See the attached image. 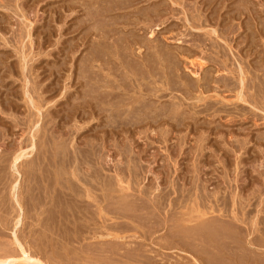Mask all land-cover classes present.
Instances as JSON below:
<instances>
[{
  "label": "rangeland",
  "instance_id": "rangeland-1",
  "mask_svg": "<svg viewBox=\"0 0 264 264\" xmlns=\"http://www.w3.org/2000/svg\"><path fill=\"white\" fill-rule=\"evenodd\" d=\"M107 1L104 2V0L103 1H101V0H0V153L2 155L3 151H5V152L6 151H8V152L14 151L15 154H14V152H12V153L14 155H17L19 152H20V154H25L24 152L27 151L26 155L22 156L17 162H13L14 159L13 160L9 159L8 160L9 163L4 164L5 162H7V160H6L2 163V166H0L1 167L0 168V258H2V257L5 258L9 255L7 253H10L12 258H14L13 260L10 261V262H12L11 264L25 261L22 258L23 254H22L21 244L24 248H26V249L28 248L27 249L28 251L31 250L29 253L31 254V252H32V254L34 256L37 252H40V254L37 253L36 256L39 255L40 257L39 256H37V257L41 260H42V258L46 257L47 260H45L46 258L43 259V261L44 262L46 261V263L52 262L51 264H53V263L54 264H87V263L93 264V262H94L96 264L97 263L98 264H104V262H105L107 264V260H105V258H103V257L102 258L104 260L102 258H99L100 259V260H98L100 262L99 263V262H97V260H93L94 258H92V259L89 258L90 260L87 259L88 261L86 259H83L82 255L81 256L77 255V254H80V252L76 253V256L73 254H71L73 256L69 255L70 253L67 251L68 248H69V251L73 248H75V249L77 248L76 250L75 249L73 250L75 252L77 250L80 251V249H83V248L85 251L86 250L85 248H87L90 244H92V249L100 247L101 244H98V241H99L98 239H91V240H88V242H87V240L83 241V242H77V241H70L69 242L68 241V243H67L66 240L61 239V237L58 235L57 227L55 228V226L57 224H55L54 222H51L52 220L50 221V219H49L48 220L49 222L47 220H45L46 223L49 224V226H47V227H46V225H42V223L41 224L39 223V222H42L41 220L39 221V218L41 217L40 216L41 212H42L41 208H43V206H41V205H40V207L35 206L36 207L35 208L33 206V204H30L31 205V206H29L30 210L36 209L35 211H33L35 213V215H33L34 213L32 211L30 212V216H33L34 218H31V219H30V217L25 218L27 216L26 215L27 210H23V209L28 203L25 204L24 207L20 206V196H23L24 193L26 192V191H24V193L23 192L21 193V191L24 190V188L22 186H23L25 177L23 176V171L21 170L22 167L20 165L22 163L21 161H23V163H24V160L28 161L29 159L30 160L33 159L32 156L35 157V154H36L34 151L35 149L31 150L32 149L31 144L32 143L33 144L39 143L38 140L42 137V134H44V133L46 134V132L48 133V134H46L47 137L50 134H52V132H53L54 136H56V134H58L59 137H62L61 139H65V140L67 139L68 141L66 140V142H67V144L70 145L71 150H73L75 147H82L83 146V148H84V146L87 145V146H85V148H86V147H88V144H87L88 142L89 143L93 142L95 144L96 149L99 152H101L103 158H107L104 161L111 160V161H109V164H112L113 167L116 166L117 164L124 167L125 164H127V161H129V159L126 160L125 155L122 154V150H124V148L129 146V148H127V149H130V151H132V152L129 151L130 156L134 157V159H137L138 161H141L143 166L144 165H145V167L147 166L146 169L152 165H154V167L152 166L153 171H154V168L156 169L154 171L155 174H152L151 172L147 174V172L144 170L143 173H141V178H140V179H142V181L139 180V182L140 181L141 182L144 181V182L143 183H141V182L137 183V185L135 183H133L134 188H136V186L138 188V186H140V185H141V188H143L144 186L150 185L151 181L156 180V179H153L154 175L159 173L158 176L160 175V177H162V178H159L156 181H160L164 187L166 186L164 188L165 191H169V190H166V188L169 186L168 183H170V185L174 189V186H176V185L180 186L178 183L181 182L180 184H181V187L183 189L186 188V187L184 188L183 183L185 186L187 185V191L185 192L186 194L189 190H190V192H192L193 190H197L196 189L197 187H198V189H200L199 186H201V185H202L201 186L202 189L208 188V190H204V191H206L205 193H211L210 191H215L214 193H216V191H218V189L221 191V192H219L220 196L223 194L222 191H225L224 193H227V194H224L226 196L230 195V194L232 196V194L236 193L235 194V197L237 196L236 199L233 197L234 195L232 196L233 198L230 196V198H231L230 201L233 200L231 202V207L233 204V209H235L236 212L243 209L244 206H247V204L245 205L243 203L249 202V204L246 208L250 212V213L248 212L249 218L246 215V217L248 218V221L246 219L245 223H243V222H242V224L240 223V225L242 227H244L245 230L249 229L248 225H250V224H247V223L251 222V221L249 222V219H251L250 217H253L255 215V213L257 214L259 212L258 208H262V206L264 205V203H263L264 198H262V195L264 197V187H263L264 186V175L262 173V170H264V166H263L264 165V161H263L264 160V139H263L264 138V109H263L261 104H259V103L253 104L254 102L250 101V100H252V98L250 97V92L254 91V90L253 89L250 90L247 88L248 87L247 86L248 81L249 80L253 81V79H252L253 77L250 74V72L248 71L249 67L254 68V69L258 68L256 71V73H258V74L264 73V0H134V1H132V4L129 7H126L124 9L122 8L119 10H115L112 13H107L105 15V18H102V17L96 18L98 21L97 22L98 24H100L104 21H107V19L111 20V17L114 19H116V18L118 19L119 17L124 18V20L122 18H120L121 19L120 21L122 22V24H124L126 21H129V22H126L128 25L130 24L129 26L126 25V23H125V25L127 27H125V25H123L124 26L123 27L121 22L119 21V19L116 21L117 23L113 20V23L115 22L116 25H114L115 24L114 23V24H110L107 26L112 27V29L109 30L112 34L116 33L114 35V37H118V38L121 37V39H119L120 43H121L122 39H123V41H125V38L127 39V37L130 40L127 39L128 41L126 40V42H124V44H126V45H128L129 42H132L134 40L132 43H130L128 45L129 46L128 58L125 57L126 58L125 61H129V63H131V64L134 63L133 66L135 65V68L132 66L134 68V70H136V68L138 67V66L136 67V65L140 66L141 64H143V66L141 65L140 69L138 68V71H139V70H141V68H144V66L150 67V65H152V63L155 60L159 61L160 57L156 53V49L158 50L159 48H160V51L162 48H163L162 51H165V50L170 51V53L168 52L169 55L170 54L172 55L170 60H172V58H173V61H176V59H177V64L178 63L180 64V65L178 64L180 67L179 66L177 67V69L179 68L178 71L175 70L173 75L170 74L172 77L169 75V73H171V70H169L167 68L168 65H166V66L164 65V64H166V62H164L163 59L162 60L160 59L161 60L160 62L155 63L158 66L154 65V63L151 66V68L156 69L157 71L159 70L158 71L159 73H157V71H156V73L158 74L156 77H162L161 80H158V78H157V80H158V81L156 80L157 86L159 84H160V86L164 85V88L166 86V88L162 92L164 94L162 97H160V98L156 97V96L154 97V95L152 96L150 92H147V90H145V91L148 94L144 90H142L140 92V91H138L139 89L137 88V86L135 84L133 86V89L131 91H129L130 94L135 93L134 95L142 96V98H144L143 94L146 93V95L148 97L147 99L150 100V102L148 101L150 104L156 103L157 105H159L161 107L158 109L159 111H157L156 114H155L154 110L152 113H154V115H157V113L160 112L164 115V117L162 114H161L162 116H160V113H159V116L155 117V118H157L156 122H155V120H152L154 117H147L146 114L144 113L145 118L147 117L148 119L147 118L143 119L144 117L142 116V118H141L142 122L140 121L139 123L137 122V123H134V124L128 125V126L127 125L125 126L124 124H121V126L118 125V126H116V128H114L113 131H111L112 134L109 133L111 129H109V127H105V124H106L104 122L105 117L104 116L102 118L100 117L97 120V117L99 116V115L97 116L98 113L94 112L93 108L88 106L89 104L84 103L85 100H83V99H87L88 97L83 98V96L85 95V91L87 92V90H88L87 85L90 88V85H89L90 82L87 83L86 79H83V78L81 79V75H80V81L82 83L78 80L79 74H81L80 73V71H81L80 69L82 68L81 66L84 64L83 60H85V56L88 58L91 55V54H88L91 51L90 48L92 49V52L96 48H98V43H99L98 41L99 40H97V39H99L100 35L99 34L96 35V33H97L96 30L90 29V28H93L92 25H95V23H96V21L92 18L96 15V8L100 9V6L106 5L104 3H110L111 2V0H109L108 2ZM114 1H116V0H114ZM173 1H174V3H173ZM71 2H73V3H71ZM91 2H92V4L94 2L96 3V4L94 3L95 5L93 4L94 6L92 7V10H90L91 12L88 10H85V9L83 10V8H85V7H83L84 6L83 4L87 3L86 5H91ZM177 2L180 4L178 5ZM192 4H193V6H192ZM96 6H98V7H96ZM73 7H75V8H73ZM189 10H190V12H193L195 15H197L199 18L202 17V18H200L201 19L200 22L202 23V25L200 23L201 26L196 27V26H198L197 24H195V26L193 25L194 23H193V21L190 20L189 15H186V14L190 13ZM152 11H154V12H152ZM198 11H200L201 13H199ZM173 13L174 14L176 13V15H174ZM125 16H127V17H125ZM128 17L131 21L128 19ZM143 18H145V20ZM136 19L139 20L138 23H137ZM99 20H100V22H99ZM133 21H135V22H133ZM150 23H151V26H150ZM81 24H82V26H81ZM147 25H148V27H147ZM110 27H108L107 30ZM201 27H202V29H199ZM119 28H120V30H118ZM113 29H114V31H113L114 33L112 32ZM152 29L155 30V32L153 34L151 33L153 31ZM142 30H144V31H142ZM215 30H217V31H215ZM222 30H223L225 36H222V35L219 36V32H222ZM89 31H91L90 32L91 34L88 33ZM188 31H191V32H188ZM182 33H184V34L187 33V34L184 35ZM88 34H90L91 36L89 35L87 37ZM92 34H93V36H92ZM190 34H192V36ZM196 34H198L199 36ZM186 35H188V36H186ZM194 35H195L194 38L196 40L198 37L200 38V36L202 37L201 38L202 40L203 39L207 40L209 38L206 42L209 43V41H210V43H209L210 45L212 43V39L210 37H212L214 39L216 38L219 42H221V44L226 49L229 57L231 58V59L229 58L230 59V61H229V64H230L229 68L230 69H228L226 71H220V72L216 71L215 64L212 61L211 62L208 61L207 64L205 65L204 70L200 71V73H199L200 75L199 74H198V76L194 75L191 72V69H194V67L191 66L190 64H188L190 70H189V68L186 67L187 66L186 64L188 63V61H187L188 58L186 59V56L189 55L188 50L191 51V54L193 56L192 57L190 54V56L192 57V58L190 57L191 59L197 58L196 54L197 55L200 54V51H199L200 48L197 47V45H194L195 40H194V38L192 39V37ZM203 36L204 37L206 36L208 38H206V37L204 38ZM178 37H180L181 39L176 40V38H178ZM185 38H187L188 42L186 41ZM94 39H96L98 43H94V42H96V40L94 41ZM182 39H183V41L185 39V42H183ZM135 40L137 42H135ZM108 41H110L111 43H109ZM190 41H193V43ZM197 41H195V42H197ZM106 42H107V46H109L110 48H111V45H112V47H114V45H113L114 40L113 39H110V40L108 39ZM146 42L148 43V45L153 43L150 45L151 48H149L147 46V44H145ZM92 44H94V45L92 46ZM209 44L206 47V51L211 50L210 49L211 46ZM156 46L158 48H156ZM152 48H155V49L153 50ZM174 48L176 49V51ZM185 48H186V50H185L186 52L184 51ZM191 48H192V50H191ZM111 49H113V48H111ZM117 49H118V47H117ZM178 49H181V50H178ZM108 51H110V50H108ZM179 51H181L182 53ZM209 51H207V52H209ZM192 52L195 54V56L193 55ZM211 52H212V50H211ZM213 53H215V52H213ZM136 54H138V55H136ZM148 54L153 55V56L156 55L155 57L158 56L157 57L158 59H156L153 56H150ZM206 54H208L209 56L214 55V57H215V54H211V53H206ZM146 55L148 56L147 58L145 57ZM209 56L204 57V59L206 58V60H210ZM210 57H211V59L214 58L212 56H210ZM153 58H154V60H153ZM131 60H133V61H131ZM151 60H153L152 63H151ZM81 61H82V63H81ZM134 61L136 62V64ZM102 62H104V61H102ZM120 62H121V60L117 61L116 63L114 61V65L116 64V66L119 67ZM146 62H149V64L147 65ZM161 62L163 64H160ZM96 63L99 64L101 62H99V60H98ZM247 65H249V66H247ZM86 66H88V65L86 64L85 67ZM79 67H81V68H79ZM147 67H145V68L147 69ZM163 67H166V68H164V70H161V68H163ZM191 67H193V68H191ZM86 68H88V67H86ZM95 68L96 69H94V70L99 72L98 67H95ZM210 68H211V70H210ZM146 69H145V73H143L144 69H142L143 72L141 71L142 73H140V74L147 75ZM86 70H88V69H86ZM149 70H150V68H149ZM165 70L169 71V73L168 72L167 73L171 77L168 81L169 83L167 82L168 79L166 78V77L169 78V76L165 75L166 74ZM163 71H165V73H163ZM205 71H206V74L203 75L205 73ZM234 71H235V74L237 76L234 74ZM103 72L105 73L106 71H103ZM160 72L163 73L165 76L163 74H160ZM114 73L116 74L117 72H114ZM87 74H88V72H87ZM207 74L213 75L212 76L213 79L211 76H210V78L208 77L209 78L207 80L208 82H209V80H212V81H210V83H206V81H205L207 79V76H208ZM92 75H91V78H92ZM160 75H162V76H160ZM184 75H185V77H184ZM94 76H96V74H94ZM94 76H93V78H94ZM183 77L185 79L189 78L187 80L189 81L190 84L188 83L187 80H184ZM117 78H120V77L117 76ZM202 78H204V79H202ZM218 78L222 79L221 80L222 82L219 80L221 82L222 87H220L221 85H220L219 81H217V82H219L218 83L219 85L214 82V80L215 79L218 80ZM87 79L89 80V78H87ZM139 79H142V80H140L141 83L142 82H143V84L145 83L143 81L144 78L139 77ZM171 79H173V80L175 79L176 81H173ZM181 79H182V81H181ZM244 79H245V81H242ZM82 80H84V81H82ZM146 80H148V79H145V81ZM92 81H94V80L91 79V82ZM184 81H187L186 83L188 85L183 83ZM225 81L229 85L226 83H223ZM162 83H166V84H162ZM169 84H171V86ZM208 84H210V85L208 86ZM224 84H226L228 87L224 86ZM216 85H218L217 89H216ZM204 86H205V88H204ZM142 88L147 89L148 86L143 85ZM205 89H208V90H205ZM133 90L135 92H133ZM237 93H238V95H237ZM248 94H249V96H247ZM251 94H253V92ZM38 95H40V96H38ZM126 95L128 96L127 93H126ZM237 96L240 97L241 99L238 98ZM39 100H40V102H39ZM247 100H249L252 103H249V101H247ZM180 102L185 103V104L180 106ZM80 103H82V104H80ZM207 103L214 105L213 109H211L210 112L204 111V113L203 112L194 113L195 112L194 109L195 110H200V109L202 110L205 107V105H207ZM170 104L172 107H173V104L179 105V111H178L179 114L177 113V114L173 115L172 113H170L171 112V110H169L171 107ZM178 105H176V106H178ZM140 106L144 108V105L143 106L140 105ZM224 106H225V108H224ZM88 107H90V108H88ZM163 108H165L166 111ZM215 108H217V109L218 108H220V109H223V108L226 109L227 108V110H229L232 114L234 113L233 115L236 116V117H234V121H232L233 119L231 118L233 115L226 116L227 115L226 112H223V111H221L220 113L217 112L219 114L216 115V112L214 111ZM162 109H163V111H162ZM142 110H144V109H142ZM147 111H146V113H147ZM167 112L169 115L167 114ZM91 113H92V115H91ZM187 113H188V115H187ZM237 113L239 115L240 114L241 115L239 116ZM166 114H167V116H170V117L167 118ZM182 114H183V116H179ZM150 115H153V114H150ZM150 115L148 114V116H150ZM177 116H179V118L180 117L181 118L179 119ZM240 117L243 119H241ZM94 118L96 119L95 122H94ZM194 118H196V119H194ZM91 119H93V120H91ZM100 119H102L103 121ZM163 119H165V120H163ZM99 120L102 122L101 123L97 122ZM145 120H146V122H145ZM48 121H49L50 125L51 124H53V125L50 126ZM96 122L98 124H95ZM46 123L48 124V130H47V127H45ZM87 124H89V125H87ZM91 125L94 128L92 127L91 131L90 130L87 131V129H88L87 127H89ZM133 125H134V127H133ZM41 126H43L42 129H45V130H43L44 133L41 129ZM81 126H87V127L83 128L82 130H79V131H81L79 133V131H77V129ZM130 126H132V127H130ZM35 129H37V130H35ZM105 129H107L108 131ZM131 129H132V131H131ZM161 129H162V131H161ZM69 131L71 134L69 133ZM129 131L131 132V134ZM82 132H83V135L80 136ZM87 132H89V133H87ZM160 132H162V133H160ZM36 133L38 134V137H35L34 134H36ZM84 134H85V136H84ZM161 134H163V135H161ZM67 135L69 138L67 137ZM63 136H64V138H63ZM163 136H165L166 139ZM30 138H32V139H30ZM33 138H34V140H33ZM37 138H39V139H37ZM82 138H83V140H82ZM29 140L32 142H29ZM42 140H43V138L40 140V142ZM88 140H90V141H88ZM116 142L118 143V145L121 148L119 146L117 147ZM29 143H31V144H29ZM123 143H124V145H123ZM28 145H30L31 148ZM242 145H244V147ZM3 149H5V150H3ZM36 152H38V151L36 150ZM13 154H9V156L12 155L14 158ZM1 155H0V157H1ZM4 155L5 154H3V156ZM25 157H26V159H28V158L29 159L26 160ZM261 161H262L263 165H261ZM10 162H11V164H10ZM114 162L116 163V165L114 164ZM122 164H124V165H122ZM147 164H149V165L151 164V165L148 166ZM107 167H108V165H107ZM255 169H257V170H255ZM2 170H3V172H2ZM84 170H85V166H84ZM110 173L115 174V171L112 170V172H110ZM145 173L147 175H145ZM260 173H262V174H260ZM117 174L121 176L122 172L121 173L117 172ZM117 174H115V175H117ZM142 174H144L146 176V181L143 179L144 176ZM128 175H129V171L126 170L125 173L123 172L122 176L125 177V178L123 177V179L124 180L128 179V177H129ZM22 176H23V178H22ZM147 176L148 177L150 176V177L148 178ZM169 176H170V178H168ZM1 178H3V179H1ZM171 178H174V179H171ZM194 178L195 179L197 178L198 182H197V179L195 180ZM199 179H200V181H202L201 183H203V184L200 183V184L196 185V182L197 183L200 182ZM192 180L194 182H192ZM156 181H154V182H156ZM173 181L175 182L174 185H172ZM160 182H158V183H160ZM125 183H126V181H124V183H121V184L125 185ZM142 184H144V185L142 186ZM192 185H193V187H192ZM194 185H196V188L194 187ZM203 185H204V188H203ZM151 186H152V182H151ZM188 186L191 187V188L189 187L190 188L189 190H188ZM205 186H207V187H205ZM117 188L120 189L121 186H119ZM258 188H260L259 190L261 193L259 192ZM202 189H200V190L202 191ZM43 190H44V187H43L42 191ZM207 191H209V192H207ZM255 191L259 192L261 195L259 193H257L258 194L257 195L256 193H254ZM135 192L136 191H134V193ZM193 192H195V191H193ZM219 193L217 192V194H219ZM250 193H251V196H250ZM27 195L25 193V195H24L25 199H26ZM41 195H42V193H41ZM43 195H47V197L44 196L46 201H47V198H50L49 195L46 193ZM175 195L177 196V194L174 193L173 196H175ZM224 195H222V196H224ZM252 195H254L255 197ZM259 195L261 196V199H263V201L260 199ZM248 196L250 198H248ZM134 197L135 196H133V198ZM239 197H240V199H239ZM2 198H4L5 200H3ZM241 198L244 200L241 201ZM249 199H251V200H249ZM236 200H238V201L236 202ZM139 201L141 202V200H139ZM139 201H138V203H140ZM250 201H251V205H250ZM4 202H7V203H5L3 205ZM142 202H141V204H143ZM235 203H237L236 207H235ZM49 204L47 206H49ZM238 204L240 205L241 209H240ZM241 204H243L244 206ZM260 204H261V206H260ZM28 205H27V207H28ZM47 206H44V207H47ZM142 207H144V205ZM169 207H171V206H169ZM248 207H250V208H248ZM8 208H9V210H8ZM166 208L169 209L168 207H166ZM40 209H41V211L39 212ZM262 209H264V207ZM160 210H162V211H160ZM160 210L157 211L158 213L155 211L156 212L155 214L156 215L158 214V216L160 215V218L159 217L158 218L161 221H164L166 219V217H168V215H166L168 213H166V214L164 213L166 211L165 209H160ZM6 211H7V213H6ZM136 211H139V213L141 212L140 214H142V216L144 215V212H145L144 209H143V213L139 209ZM159 212H161L162 214ZM240 212H241V214L240 213L239 214L243 215L242 211H240ZM37 213H39V214H37ZM163 213L165 214V219H162V218H164ZM155 214L154 215L152 214L153 215L152 219H155L154 221L161 222V221H159L158 218H154L156 216ZM251 214H253V215L250 216ZM258 214H260V212ZM262 214H264V211L261 212V215ZM257 215H255V216H257ZM35 216H36V218H35ZM255 216H254V218H255ZM97 217H98V215H97ZM19 218H21L20 222H18ZM139 218H141V217H139ZM143 218L144 217H142V219H140V221H142ZM102 219L103 218H99V220H102ZM117 219L118 218H116L114 220L116 222H119V221L123 222V225H124V222H126L125 227L130 228V230L125 228V230L127 229L128 231L121 229V231L122 230L125 231V232L122 231V233L129 235L128 238H126L127 240H129V243H128V241H126V239H124V241H126L124 243V247L127 246V243H128L129 248L128 247L127 248L129 249V251L132 254L134 253L135 248H137L135 251V254L140 252V254L142 256L141 255L137 256L136 260L134 258V260L131 259V260L127 261L125 258H122V257L120 258V256L114 255V258H116V259H114L115 262L112 259H110L113 261L112 262L113 264H122L121 261H124L123 264L125 263V261H126V264H127V262H128V264H193V263L194 264H200L199 260H202L205 258V257H202V258L199 257L198 258L199 255H195L196 253L193 251L185 250V252H182V250L184 248L183 249H180V248L179 249L178 248L177 249L176 248H165L164 249L161 247L160 248L161 250H160L159 249L160 246L156 245V243L154 241H157V239L159 237H161V238L164 237L163 238L164 240H168V237H170L172 235V234H170L171 233L170 228L172 225L169 226L168 225L169 222H167L168 223L167 224L164 221V222H161L159 224V223L154 222V221L150 222L149 220H146V222H144V220L142 222H140L139 220L138 221L136 220L138 218H135V219H131V218L120 219L119 218L118 220ZM125 220H128V221H125ZM129 220L130 221L132 220V221L130 222ZM133 220H136V221L133 222ZM23 221H24V223H23ZM17 222H18V224H17ZM26 222L29 223L28 224L29 226L27 225ZM101 222H103V220ZM107 222L113 223V221H111V220H108ZM143 223H145V224L147 223L146 227H145V224H143ZM149 223H152V226ZM153 223H156L159 226L158 227L156 225V227L159 228L158 230L156 227H155L156 230L154 229L155 225ZM162 223H163V226H161ZM165 223L170 228H168L166 225H164ZM103 224H105V223H103ZM148 224L150 225L149 226L150 228L153 227L152 229H149V230H151L152 232H153V230H155L152 234L147 229V228H149ZM170 224H172V223L170 222ZM50 225L52 226V228L49 229V230H51L50 232L55 233V234L54 235L53 234H47L50 236L47 238L46 232L47 233L49 232V230L47 228L51 227ZM127 225H129V226H127ZM137 225H138V228H137ZM139 225H141V226H139ZM43 226H45L46 228L44 229ZM61 226H58V227L60 228ZM63 226H65V225H63ZM63 226H62V228H64L63 230L66 231L67 230L66 228H69L72 225L70 224V226H68V225H66L65 227H63ZM131 226H132V228H131ZM165 226L170 230L166 229ZM38 227H39V229L42 230V232L43 231L45 232L46 230H48L45 232V234L43 233L44 236H46L47 241L44 240L46 238H42L43 236H41V232L39 235H37V236L35 235L37 232V231L35 232V230H38ZM177 227H176V230H178ZM184 227H186V226H183L180 229L183 230ZM120 228L117 226V228L116 227L114 228L116 230V232L113 229H112V232L120 233L119 232ZM54 229H56L55 230L56 232L54 231ZM73 229H75V228L71 227L68 230L72 231ZM190 229L192 230V228H190ZM63 230H60L59 233H61ZM100 230H102V229H100ZM117 230H119V231L117 232ZM172 230H175V227ZM145 231H147V232H145ZM168 231L170 232L169 233L170 235L166 237V235L168 234ZM185 231H186V229L183 230L182 232H184L185 234L189 233V232H187V231L185 232ZM32 232H35V233L32 234ZM38 232H39V230H38ZM172 232H174V231H172ZM182 232H181V234H183V236H184V233H182ZM190 232H192V231H190ZM197 233L195 232L193 236L192 235L188 236L189 234H187L186 238L187 237L192 238V237L196 236ZM244 233L246 234V231L243 232V234ZM33 235H35L36 237H34ZM131 235H132V238H131ZM149 235H150V237H149ZM239 235H241V234L240 233L237 234V237ZM52 236L54 238H51ZM135 236H136V238H135ZM203 236H204V234H203ZM241 236L239 238H241ZM39 237L43 240H41ZM55 237L58 238V240L53 241V239H56ZM59 237H60V239H59ZM151 237L153 239L155 238L156 240H152ZM172 237H174V236L172 235ZM177 237L171 238V239L169 238V239H170V241L171 240L173 241V239H176ZM49 238H51V239L49 240ZM161 238H159V239L163 240ZM37 239H40V241ZM189 240H191V239H189ZM41 241L42 242L44 241V243H43L44 246H42V247H44L43 248L44 250H42V248L40 250V246L43 245L42 243L39 244V242H41ZM95 241H97V243ZM120 241H121V244H122V242H124L122 240H120ZM144 241H145V243H144ZM53 242L55 245L53 244ZM62 242H64V243L61 244ZM92 242L94 243V245L96 247L93 245ZM115 242L120 243L118 240H116ZM86 243H88L89 245L88 244L86 245ZM137 243H138V245H137ZM151 244L152 245L154 244V245L152 246ZM243 244L242 243L240 244L241 247L238 245V247H240L241 252L243 249L245 251H247L245 249V247H247V246H242ZM83 245H84V247H83ZM122 246H123V244H122ZM130 246L133 248L131 249ZM134 246H136V247H134ZM155 246L156 247L158 246V248L155 249L156 248ZM89 247L91 248V246H89ZM138 247L139 248L141 247V249H139ZM57 248H59L60 250ZM150 248L151 249L154 248V249L151 250ZM128 249H126V247H125L124 251L128 250ZM138 249L141 251H139ZM55 250H57L58 252L60 251L61 256H59V254H57L58 252L56 253ZM240 250L237 249L235 251V255H232V257H230L232 259L229 258L230 255L226 256L227 262L230 261L231 263H235L236 258H233V256H237V255H238L237 260H238V262H240L239 257L242 254L245 255V253L239 252ZM41 251H43V252H41ZM237 251H238V253H237ZM245 251H243V252H245ZM67 252L69 254H66ZM164 252H166V254ZM186 252H189L190 254H187ZM42 253L45 254L46 256L45 255H44L45 257L42 256L43 255ZM144 253L146 255H148L149 257L144 258L143 257ZM246 253H248V252H246ZM107 254H110V253H106L105 255H107ZM3 255H6V256H3ZM36 256H35V258H36ZM63 256H64V258H63ZM245 256H243L244 259L242 256H241V258L243 260H245ZM180 257H181V259H179ZM183 257L185 259L187 257L186 260H189L190 262L188 263V261H186ZM193 257H197L199 260L197 259L195 261ZM96 258H98V257H96ZM205 259H207V258H205ZM205 259H204V261H205ZM213 259L214 258H212V260L210 259V262L215 261V259L214 260ZM218 259L221 260V258H218ZM228 259H230V260H228ZM79 260H80V262H79ZM116 260L117 261L120 260V262L119 261L117 262ZM144 260H145V262H144ZM172 260H174V261H172ZM231 260H234V261H231ZM237 260H236V263L239 264L237 262ZM102 261H103V263H102ZM217 261L218 260H216L215 263H218ZM205 262L209 263L208 259ZM35 263H37V262H35ZM35 263L34 262H28L25 264H35ZM219 264H224V263H219ZM240 264H246V263L240 262ZM249 264H253V263H249Z\"/></svg>",
  "mask_w": 264,
  "mask_h": 264
},
{
  "label": "bare ground",
  "instance_id": "bare-ground-1",
  "mask_svg": "<svg viewBox=\"0 0 264 264\" xmlns=\"http://www.w3.org/2000/svg\"><path fill=\"white\" fill-rule=\"evenodd\" d=\"M101 1H103V0H101ZM107 0H104V2H106ZM109 1V0H108ZM107 1V2H108ZM132 1H134V0H116V1H112L111 0V2L110 3H104V4H106V5H103V6H100V9H98V8H96V15L92 18V19H94L95 21H96V23L98 22L97 21V19L96 18H98V17H102V18H105V15L107 14V13H112L113 11H115V10H119V9H124V8H126V7H129L131 4H132ZM7 2V1H6ZM170 2V1H169ZM184 2V1H183ZM195 2V1H194ZM71 3H73V2H71ZM82 3V2H81ZM88 3V2H87ZM86 3V4H87ZM95 3V2H94ZM93 3V4H94ZM173 3H174V1H173ZM178 3V2H177ZM260 3V2H259ZM5 4V3H4ZM86 4H83L84 6L83 7H85V8H83V10L85 9V10H88V11H90V10H92V7L96 4H92V2H91V5H86ZM99 4V3H98ZM180 3H178V5H179ZM183 4V3H182ZM261 4V3H260ZM75 5V4H74ZM101 5V4H100ZM136 5V4H135ZM162 5V4H161ZM188 5V4H187ZM99 6V5H98ZM98 6H96V7H98ZM189 6V5H188ZM192 6H193V4H192ZM76 7V6H75ZM75 7H73V8H75ZM81 7V6H80ZM161 7V6H160ZM171 7V6H170ZM190 7V6H189ZM195 8V7H194ZM198 9V8H197ZM132 10V9H131ZM135 10V9H134ZM144 10V9H143ZM170 10V9H169ZM188 10V9H187ZM78 11V10H77ZM76 11V12H77ZM81 11V10H80ZM149 11V10H148ZM147 11V12H148ZM185 11V10H184ZM183 11V12H184ZM247 11V10H246ZM91 12V11H90ZM125 12V11H124ZM152 12H154V11H152ZM189 12H190V10H189ZM196 12V11H195ZM199 13H201L200 11H198ZM206 12V11H205ZM245 12V11H244ZM261 12V11H260ZM93 13V12H92ZM166 13V12H165ZM169 13V12H168ZM171 13V12H170ZM181 13V12H180ZM186 13V12H185ZM191 13V14H190ZM189 14H186V15H189V18H190V20L191 21H193V25L195 26V24H197L198 26H196V27H199V26H201L202 25V23L200 22V18H202V17H198L197 15H195L193 12H190ZM197 13V12H196ZM198 13V14H199ZM95 14V13H94ZM174 14V13H173ZM183 14V13H182ZM75 15V14H74ZM119 15V14H118ZM174 15H176V13L174 14ZM200 15V14H199ZM158 16V15H157ZM170 16V15H169ZM125 17H127V16H125ZM175 17V16H174ZM120 18H122V17H119L118 19H119V21L121 20ZM117 18L116 19H114V18H112L111 17V20H108L107 19V21H104V22H102V23H100V24H96L95 23V25H92V27L93 28H90L91 30L92 29H94V30H96V35L97 34H99L100 35V37H99V39H97V40H99L98 42H97V40L96 39H94V41L96 40V42H94V43H98V48H96L93 52H92V49L90 48V52L88 53V54H91L88 58L85 56V60H83L84 61V64L81 66V67H79V68H81L80 70V73L81 74H79V78H78V80L80 81V75H81V79L83 78V79H86L87 81V83H89L90 82V88H89V86L87 85V92L85 91V95L83 96V98H85V97H88L87 99H83V100H85V102L84 103H86V104H89L88 106H90V107H92L93 108V111L94 112H96V113H98L97 114V120L101 117H105L104 118V122L106 123L105 124V127H109V129H111L110 130V132L109 133H111V131H113L114 130V128H116V126H118V125H120L121 126V124H124L125 126L127 125H132V124H134V123H139L140 121H141V118H142V116L144 117L143 119H146L147 117H154L152 120H155V122H156V119L157 118H155L156 116H159V113H157V115H154V113H152L153 112V110L155 111V114H156V112L157 111H159L158 109L159 108H161L159 105H157L156 103H149L150 102V100L149 99H147L148 97H147V95H146V93L147 92H150L151 93V95L153 96L154 95V97L156 96V97H162L164 94L162 93L163 91H164V89L166 88V86H165V88H164V85H161L160 86V82L158 83L159 85L157 86V82H156V80H157V78H158V80H161L162 79V77H156L158 74L157 73H159L156 69H153V68H151V66L153 65V63H154V65H157V64H155L156 62H160L162 59L164 60V62H166V64H164L165 66L166 65H168L167 66V68L169 69V70H171V73H169V71H167V70H165L166 71V76H169L170 74L171 75H173L174 74V72H175V70H177L178 71V69H177V67L180 65L179 63V65L177 64V59H176V61H173V58H172V60H170V58L172 57V55L170 54L169 55V53H170V51H166L165 49V51H162V49H161V51H160V48L157 50L156 49V53L159 55V61L157 60H155L153 63H152V61L154 60V58H156V59H158L157 57H155V56H153V55H150V54H148V55H150V56H153L154 58H153V60H151V63H152V65H150V67H147V66H144V68H141V70H139L138 71V68L140 69V67H141V65L143 66V64H141L140 66L139 65H136V70H134V68H135V65L133 66V64L134 63H129V61H125L126 60V58H128V50H129V44L130 43H132V42H129V44L128 45H126V44H124V42H126V40L128 39V40H130L128 37H127V39L125 38V41H123V39L121 40V43L119 42L120 40L119 39H121V37H114V35L116 34H112L109 30L110 29H112V27H110V26H107V25H110V24H114L117 20H118ZM123 20H124V18H122ZM128 19H129V17H128ZM144 20H145V18H143ZM89 20V19H88ZM103 20V19H102ZM113 20L115 21L114 23H113ZM126 20V19H125ZM130 20V19H129ZM134 20V19H133ZM137 20V23H138V19H136ZM151 20V19H150ZM160 20V19H159ZM205 20V19H204ZM90 21V20H89ZM118 21V22H119ZM131 21V20H130ZM168 21V20H167ZM99 22H100V20H99ZM121 22V21H120ZM119 22V23H120ZM126 22H129V21H126ZM125 22V23H126ZM133 22H135V21H133ZM144 22V21H143ZM166 22V21H165ZM117 23V22H116ZM116 23L114 24V25H116ZM125 23L124 24H122V22H121V24H122V26L123 25H125ZM146 23V22H145ZM188 23V22H187ZM191 23V22H190ZM200 23H201V25H200ZM207 23V22H206ZM204 24V23H203ZM218 24V23H217ZM126 25H128L127 23H126ZM125 25V27H127ZM130 25V24H129ZM128 25V26H129ZM144 25V24H143ZM247 25V24H246ZM81 26H82V24H81ZM80 26V27H81ZM113 26V25H112ZM132 26V25H131ZM136 26V25H135ZM150 26H151V23H150ZM149 26V27H150ZM185 26V25H184ZM108 27H110L108 30H107V28ZM114 27V26H113ZM124 27V26H123ZM147 27H148V25H147ZM176 27V26H175ZM207 27V26H206ZM115 29V28H114ZM114 29L112 30V32L114 31ZM117 29V28H116ZM199 29H202V27L201 28H199ZM232 29V28H231ZM118 30H120V28L118 29ZM153 30V29H152ZM182 30V29H181ZM117 31V30H116ZM115 31V32H116ZM142 31H144V30H142ZM208 31V30H207ZM215 31H217V30H215ZM221 31V30H220ZM233 31V30H232ZM236 31V30H235ZM91 31H89L88 33H90ZM93 32V31H92ZM108 32V33H107ZM123 32V31H122ZM132 32V31H131ZM155 32V30H153L151 33L153 34ZM183 32V31H182ZM188 32H191V31H188ZM198 32V31H197ZM209 32V31H208ZM211 32V31H210ZM94 33V32H93ZM114 33V32H113ZM196 33V32H195ZM204 33V32H203ZM234 33V32H233ZM91 34V33H90ZM90 34H88L87 35V37L90 35ZM95 34V33H94ZM127 34V33H126ZM182 34H184V33H182ZM185 34H187V33H185ZM184 34V35H185ZM200 34V33H199ZM86 35V34H85ZM98 35V36H99ZM145 35V34H144ZM179 35V34H178ZM191 36H192V34H190ZM196 35H198V34H196ZM220 35H222V36H225L224 35V32H223V30H222V32H219V36ZM91 36V35H90ZM92 36H93V34H92ZM122 36V35H121ZM130 36V35H129ZM173 36V35H172ZM175 36V35H174ZM186 36H188V35H186ZM199 36V35H198ZM221 36V37H222ZM227 36V35H226ZM183 37V36H182ZM195 37V35L192 37V39ZM197 37V36H196ZM204 37V36H203ZM206 37V36H205ZM204 37V38H205ZM229 37V36H228ZM251 37V36H250ZM134 38V37H133ZM191 38V37H190ZM199 38V37H198ZM197 38V40L200 42H198L195 38H194V40L195 41H197V42H195L194 41V45H197V47H199L200 48V54H196V56H197V58H193V59H191L193 56H192V54H191V51L190 50H188V53H189V55H187L186 56V59L188 58V63L186 64L187 66V68H189V65L188 64H190L191 66H193L194 67V69H191V72L194 74V75H197L198 76V74L200 73V71H202V70H204V68H205V65L207 64V62L208 61H212L214 64H215V66H216V71H226V70H228V69H230L229 67H230V64H229V61H230V57H229V55H228V53H227V51H226V49L224 48V46L221 44V42H219L216 38L214 39V38H212V37H210L211 39H212V43H211V45L209 44L210 43V41H209V43L208 42H206L209 38L208 37H206V38H208L207 40H205V39H201L202 37L200 36V38L198 39ZM220 38V37H219ZM226 38V37H225ZM89 39V38H88ZM110 40V39H113L114 40V47H112V45H111V48H113V49H111L109 46H107V40ZM169 39V38H168ZM179 39H181L180 37H178V38H176V40H179ZM186 39V41H187V38H185ZM185 39H184V41H183V39H182V41L183 42H185ZM201 39V40H200ZM210 39V40H211ZM127 40V41H128ZM191 40V39H190ZM8 42V41H7ZM92 42V43H93ZM109 43H111L110 41H108ZM116 42V43H115ZM135 42H137L136 40H135ZM152 42V41H151ZM188 42V41H187ZM190 42H192L193 43V41H190ZM108 43V44H109ZM145 44H147V46L149 47V48H151V44H153V43H151L150 45H148V43L146 42ZM210 45L211 46V50H212V52H211V50L209 51V50H207V51H209V52H207L206 51V47H207V45ZM94 44H92V46H93ZM192 45V44H191ZM245 45V44H244ZM79 46V45H78ZM131 46V45H130ZM142 46V45H141ZM145 46V45H144ZM166 46V45H165ZM180 46V45H179ZM193 46V45H192ZM117 47H118V49H117ZM132 47V46H131ZM147 47V48H148ZM164 47V46H163ZM191 47V46H190ZM196 47V48H197ZM231 47V46H230ZM148 48V49H149ZM156 48H158L157 46H156ZM176 48V47H175ZM174 48V49H175ZM195 48V47H194ZM110 50V51H108V50ZM153 50L155 49V48H152ZM188 49V48H187ZM152 50V51H153ZM178 50H181V49H178ZM186 50V48L184 49V51ZM191 50H192V48H191ZM175 51H176V49H175ZM174 51V52H175ZM190 51V52H189ZM196 51V50H195ZM136 52V51H135ZM154 52V51H153ZM152 52V53H153ZM169 52V53H168ZM179 52H181V51H179ZM186 52V51H185ZM184 52V53H185ZM213 52H215V53H213ZM41 53V52H40ZM155 53V54H156ZM182 53V52H181ZM183 53V54H184ZM187 53V54H188ZM193 53V52H192ZM206 53H211V54H215V57H214V55H210V56H212V57H214L213 59H211V57L208 55V54H206ZM47 54V53H46ZM190 54H191V56H190ZM134 55V54H133ZM136 55H138V54H136ZM193 55L195 56V54L193 53ZM185 56V55H184ZM183 56V57H184ZM206 56H209V59L210 60H206V58L204 59V57H206ZM126 57V58H125ZM146 58L148 57L147 55L145 56ZM180 57V56H179ZM191 57V58H190ZM87 58V59H86ZM178 58V57H177ZM230 58V59H229ZM141 59V58H140ZM145 59V58H144ZM151 59V58H150ZM161 59V60H160ZM190 59V60H189ZM99 60V62H101V63H99V64H97L96 62ZM121 60V62H120V64H119V67L118 66H116V64L114 65V61H115V63L117 62V61H120ZM130 60V59H129ZM134 60V59H133ZM133 60H131V61H133ZM147 60V59H146ZM102 61H104V62H102ZM135 62V61H134ZM150 62V61H149ZM149 62H146V64L148 65L149 64ZM81 63H82V61H81ZM144 63V62H143ZM150 63V64H151ZM88 65V66H86V67H88V68H86L85 67V65ZM135 64H136V62H135ZM145 64V63H144ZM160 64H163L162 62L160 63ZM97 65V66H96ZM163 65V66H164ZM134 68H133V67ZM158 66V65H157ZM161 66V65H160ZM208 66V65H207ZM247 66H249V65H247ZM95 67H98V71L100 72H97L96 70H94V69H96ZM145 67H147V69L145 68ZM180 67V66H179ZM193 67H191V68H193ZM149 68H150V70H149ZM164 68H166V67H163V68H161V70H164ZM184 68V67H183ZM232 68V67H231ZM260 68V67H259ZM86 69H88V70H86ZM142 69H144V72H143V70ZM145 69H146V74L147 75H143V74H140V73H145ZM257 69L258 68H256V69H254V68H248V71L250 72V74L252 75V79H253V81L251 80H249L248 81V83H247V88L248 89H253L254 91H251L250 92V97L252 98V100H250V101H253L254 103L253 104H255V103H259V104H261L262 105V107H263V109H264V73L263 74H258V73H256V71H257ZM189 70H190V68H189ZM209 70V69H208ZM210 70H211V68H210ZM247 70V69H246ZM79 71V70H78ZM103 71H106L105 73L103 72ZM142 71V72H141ZM156 71H157V73H156ZM165 71H163V73H165ZM207 71V70H206ZM206 71H205V73L203 74V75H205L206 74ZM87 72H88V74H87ZM114 72H117L116 74L114 73ZM169 73V75H168V73ZM163 73H161L160 72V74H163ZM208 73V72H207ZM70 74V73H69ZM77 74V75H78ZM93 74V75H92ZM94 74H96V76H94ZM212 74V73H211ZM234 74H235V71H234ZM25 75V74H24ZM91 75H92V78H91ZM115 75V76H114ZM143 75V76H142ZM164 75V74H163ZM164 75V76H165ZM170 75V76H171ZM200 75V74H199ZM208 75V74H207ZM236 75V74H235ZM93 76H94V78H93ZM117 76L118 77H120V78H117ZM160 76H162V75H160ZM169 76V78L168 77H166L168 80H167V82L169 81V79L172 77H170ZM210 76L212 77L213 75H208L207 76V79L205 80L206 81V83H210V81H212V80H209V82L207 81L209 78H210ZM237 76V75H236ZM37 77V76H36ZM139 77H141V78H144V84H143V82L141 83L140 82V80H142V79H139ZM184 77H185V75H184ZM183 77V78H184ZM209 77V78H208ZM87 78H89V80L87 79ZM151 78V79H150ZM153 78V79H152ZM160 78V79H159ZM175 78V77H174ZM178 78V77H177ZM206 78V77H205ZM242 78V77H241ZM91 79H93L94 81H92L91 82ZM145 79H148V80H146L145 81ZM187 79H189V78H187ZM187 79H185L184 78V80H187ZM191 79V78H190ZM202 79H204V78H202ZM212 79H213V77H212ZM217 79V78H216ZM215 79V80H216ZM243 79V78H242ZM157 80V81H158ZM171 80H173V79H171ZM214 80V82L215 83H219L222 79H220V78H218V80H216L215 81ZM220 80V81H219ZM226 80V79H225ZM234 80V79H233ZM69 81V80H68ZM78 81V82H79ZM82 81H84V80H82ZM139 81V82H138ZM173 81H176L175 79L173 80ZM180 81V80H179ZM181 81H182V79H181ZM188 81V80H187ZM187 81H184L183 83H185L186 85H188L186 82ZM217 81H219V82H217ZM242 81H245V79L244 80H242ZM76 82V81H75ZM77 82V83H78ZM81 82V81H80ZM85 82V83H86ZM164 82V81H163ZM172 82V81H171ZM222 82V81H221ZM221 82H220V85H221ZM82 83V82H81ZM86 83V84H87ZM169 83V82H168ZM167 83V84H168ZM177 83V82H176ZM182 83V82H181ZM188 83H189V81H188ZM223 83H226V84H228L226 81L225 82H223ZM245 83V82H244ZM134 84L137 86V88L139 89H137L138 91H142V90H147V92L146 93H144L143 95V97L144 98H142V96H136V95H134L135 93H132V94H130V92L129 91H131L132 89H133V86H134ZM162 84H166V83H162ZM190 84V83H189ZM226 84H224V86H227ZM82 85V84H81ZM85 85V84H84ZM145 86V85H147L148 86V88L147 89H143L142 88V86ZM170 86H171V84H169ZM176 85V84H175ZM205 85V84H204ZM210 84H208V86H209ZM219 85V84H218ZM218 85H216V89L218 88L217 86ZM229 85V84H228ZM38 86V85H37ZM70 86V85H69ZM131 87V88H130ZM197 87V86H196ZM203 87V86H202ZM207 87V86H206ZM220 87H222V85L220 86ZM219 87V88H220ZM228 87V86H227ZM239 87V86H238ZM246 87V86H245ZM190 88V87H189ZM204 88H205V86H204ZM203 88V89H204ZM149 89V90H148ZM197 89V88H196ZM90 90V91H89ZM167 90V89H166ZM165 90V91H166ZM205 90H208V89H205ZM225 90V89H224ZM227 90V89H226ZM196 91V90H195ZM90 92V93H89ZM133 92H135L134 90H133ZM137 92V91H136ZM205 92V91H204ZM253 92V94H251ZM126 93L128 94V96L126 95ZM148 94V93H147ZM167 94V93H166ZM198 94V93H197ZM65 95V94H64ZM170 95V94H169ZM237 95H238V93H237ZM32 96V95H31ZM38 96H40V95H38ZM247 96H249V94L247 95ZM34 97V96H33ZM172 97V96H171ZM238 97V96H237ZM151 98V97H150ZM179 98V97H178ZM207 98V97H206ZM238 98H240V97H238ZM244 98V97H243ZM242 98V99H243ZM241 99V98H240ZM245 99V98H244ZM248 99V98H247ZM159 100V99H158ZM181 100V99H180ZM82 101V100H81ZM149 101V102H148ZM247 101H249V100H247ZM249 101V103H252V102H250ZM39 102H40V100H39ZM152 102V101H151ZM211 102V101H210ZM42 103V102H41ZM80 104H82V103H80ZM148 104V105H147ZM175 104V103H174ZM173 104V107L171 106V104H170V106L172 107H170V109L169 110H171V112L170 113H172L173 115L174 114H179V105L178 104H176V105H178V106H176V105H174ZM183 104H185V103H182V102H180V106L181 105H183ZM140 105H144V108L143 107H141ZM163 105V104H162ZM79 106V105H78ZM84 106V105H83ZM167 106V105H166ZM223 106V105H222ZM260 106V105H259ZM90 107H88V108H90ZM163 107V106H162ZM185 107V106H184ZM187 107V106H186ZM213 107H214V105H212V104H210V103H207V105H205V107L201 110H195L194 109V113H201V112H203L204 113V111H209L210 112V110L211 109H213ZM218 107V106H217ZM85 108V107H84ZM91 108V109H92ZM141 108V109H140ZM189 108V107H188ZM224 108H225V106H224ZM220 109V108H215L214 109V111L216 112V115L217 114H219L221 111H223V112H226L227 113V115L226 116H229V115H233L229 110H227V108L226 109ZM38 109V108H37ZM76 109V108H75ZM142 109H144V110H142ZM165 111H166V109L165 108H163ZM163 109H162V111H163ZM236 109V108H235ZM148 110V111H147ZM244 110V109H243ZM69 111V110H68ZM146 111H147V113H146ZM161 111V112H162ZM168 111V110H167ZM192 112V111H191ZM214 112V113H215ZM217 112H219V113H217ZM241 112V111H240ZM95 113V114H96ZM146 114V118H145V114ZM239 113V112H238ZM237 113V114H238ZM242 113V112H241ZM247 113V112H246ZM148 114L150 115V114H153V115H150V116H148ZM162 113H160V116H162L161 115ZM167 114H168V112H167ZM167 114H166V116H167ZM184 114V113H183ZM183 114L182 115H179V116H183ZM207 114V113H206ZM205 114V115H206ZM213 114V113H212ZM211 114V115H212ZM236 114V115H237ZM256 114V113H255ZM91 115H92V113H91ZM169 115V114H168ZM172 115V116H173ZM187 115H188V113H187ZM208 115V114H207ZM239 115V114H238ZM241 115V114H240ZM239 115V116H240ZM259 115V114H258ZM96 116V115H95ZM179 116H177L178 118H179ZM238 116V117H239ZM244 116V115H243ZM76 117V116H75ZM163 117H164V115H163ZM168 117H170V116H167V118ZM194 117V116H193ZM199 117V116H198ZM223 117V116H222ZM231 117V116H230ZM234 117H236V116H232L231 118L233 119L232 121H234ZM162 118V117H161ZM160 118V119H161ZM166 118V117H165ZM166 118V119H167ZM174 118V117H173ZM172 118V119H173ZM176 118V117H175ZM181 118V117H180ZM179 118V119H180ZM192 118V117H191ZM210 118V117H209ZM241 118V117H240ZM148 119V118H147ZM150 119V120H151ZM177 119V118H176ZM194 119H196V118H194ZM238 119V118H237ZM241 119H243V118H241ZM91 120H93V119H91ZM95 118H94V122H95ZM100 120H102V119H100ZM97 121V122H102V121ZM163 120H165V119H163ZM184 120V119H183ZM240 120V119H239ZM177 121V120H176ZM180 121V120H179ZM194 121V120H193ZM40 122V121H39ZM93 122V121H92ZM95 123V124H98V123ZM142 122V121H141ZM145 122H146V120H145ZM197 122V121H196ZM48 123H49V121H48ZM158 123V122H157ZM165 123V122H164ZM176 123V122H175ZM23 124V123H22ZM103 124V123H102ZM19 125V124H18ZM21 125V124H20ZM49 125H50V123H49ZM53 124H51L50 126H52ZM76 125V124H75ZM87 125H89V124H87ZM93 125V124H92ZM89 126V127H87V126H81V127H79L78 129H77V131H79V130H82L83 128H88L87 129V131L88 130H92V127L93 126ZM145 125V124H144ZM171 125V124H170ZM104 126V125H103ZM119 126V127H120ZM140 126V125H139ZM142 126V125H141ZM173 126V125H172ZM45 127H47V130H48V124L46 123L45 124ZM130 127H132V126H130ZM133 127H134V125H133ZM43 128V126H41V129ZM94 128V127H93ZM125 128V127H124ZM127 128V127H126ZM130 129V128H129ZM35 130H37V129H35ZM43 130H45V129H42V131ZM105 130H107V129H105ZM53 131V130H52ZM108 131V130H107ZM131 131H132V129H131ZM150 131V130H149ZM161 131H162V129H161ZM41 132V131H40ZM74 132V131H73ZM72 132V133H73ZM81 131H79V133H80ZM130 132V131H129ZM43 133H44V131H43ZM69 133H70V131H69ZM87 133H89V132H87ZM108 133V134H109ZM160 133H162V132H160ZM167 133V132H166ZM165 133V134H166ZM41 134V133H40ZM46 134H48L47 132H46ZM45 133L44 134H42V137L39 139V138H37V139H39L38 141H39V143H36V144H31V143H29V144H31V146H32V149L31 150H33V149H35L34 151H35V157L34 156H32V158L33 159H26V157H25V159L26 160H28V161H25L24 160V163H23V161H21L22 163H21V170L23 171V176L25 177L24 178V183H23V188H24V190L23 191H21V193L23 192L24 193V191H26L25 193H26V199H25V197H24V195H25V193H24V195L23 196H20V206H23L24 207V205L25 204H27L28 205V207H27V205L24 207V209L23 210H27V212H26V217L25 218H27V217H30V219L31 218H34L33 216H30V212L32 211H35L36 209H33V210H30V207L29 206H31L30 204H33V206L35 207V206H37V207H40V205L41 206H43V208H41L42 209V212H41V217L39 218V221L41 220L42 222H39L40 224L42 223V225H46V227L47 226H49V224H47L46 223V221L45 220H49L50 219V221L51 222H54L55 224H57L58 226H63V225H68V226H70V224L72 225L71 227H74L75 229H73L72 231H70V230H68L69 228H71V227H69V228H66L67 230L65 231V230H63L64 228H62V226L59 228L57 225L55 226V228L57 227V233H58V235L61 237V239H64V240H66V242L68 243V241L70 242V241H77V242H83V241H86L87 240V242H88V240H91V239H98L99 241H98V244H101L100 245V247H97V248H93L92 249V244H88V243H86V245L88 244L89 246H91V248L88 246H86L87 248H85L86 250L84 251V248L83 249H80V251H73L75 248H73V249H71L70 251H69V248L67 249V251L70 253H66V254H69V255H71V254H73V255H75L76 256V253H79L80 252V254H77L78 256H81L82 255V258L83 259H89V258H94L93 260H97V262H99L98 260H100L99 258H105V260H107V264H113L112 262L114 261L115 262V260L114 259H116V258H114V255H118V256H120V258L122 257V258H125L127 261L128 260H134V258H135V260L137 259L136 257L137 256H140L141 254H140V252L139 251H141V250H139V249H141V247L138 249L139 251V253H136L135 254V251H136V249L137 248H135V251H134V253L132 254L130 251H129V247H128V243H129V240H127L126 238H128V236L129 235H126L125 233H122V231L123 232H125V231H128L127 229H129L130 230V228H127V227H125V223L126 222H124V225H123V222H116L114 219H116V218H120V219H126V218H131V219H135V218H138V219H136L137 221L139 220L140 221V219H142V217H144L143 218V220H144V222H146V220H149L150 222H153L155 219H152L153 218V215L158 211V210H160V209H167L166 207H168L169 209H167L164 213L166 214V213H168V214H166V215H168V217H166V219H165V214L163 213V215H164V218H162V219H165L164 221L167 223V222H169V226L170 225H172L171 226V228L168 226V225H166V223L164 224V225H166L168 228H170V229H168L166 226V229H168V230H170L171 231V233L168 231V234L166 235V237L167 236H169L170 234H172L174 237H172V235L170 236V237H168V240H164L163 238L164 237H159V238H161V239H163V240H160L159 238L157 239V241H154L155 243H156V245H159L160 247H159V249L162 247V248H180V249H183L182 250V252H185V250H189V251H193V252H195L196 254L195 255H199L198 256V258L199 257H205V258H207L208 259V261H209V263L208 262H205V261H207V259H205V261H204V259H202V260H199L197 257H193L194 258V260L196 261L197 259L199 260V263L200 264H219V263H224V264H235L236 263V260H237V256H233V258H236V260H235V263H231L230 261V263L229 262H227V259H226V256H228V255H230L229 256V258L230 257H232V255H235V251L238 249V250H240V244L242 243H244L242 246H247V247H245V249L247 250V251H245L244 249L242 250V252H241V250L239 251V252H241V253H245V255L244 254H242L241 256L243 257V256H245V260H243L244 259V257H243V259L241 258V256L239 257V261L241 262V263H253V264H264V214H262L261 215V212H263L264 211V209H262L263 207H264V205L262 206V208H258V211L260 212V214H256L255 213V215H257V216H255V218H254V216L253 217H250L251 219H249V222L250 223H247V224H250V225H248V227H249V229H247V230H245V228L244 227H242L241 225H240V223L242 224V222L243 223H245L246 222V219H247V221H248V218H249V214H248V209H246L247 208V206H248V204H249V202H245V203H243V204H247V206H244L243 204H241V205H243L244 206V208L243 209H241V207H240V205H239V207H240V211H242V214L243 215H240L241 214V212L240 211H237L236 212V210L235 209H233V204H232V207H231V202L233 201H230L231 200V198H230V196H231V194L230 195H224V194H227V193H224L225 191H222V195H224V196H220V193L219 192H221L219 189H218V191H216V193H214L215 191H210L211 193H205L206 191H204V190H208V188L206 189V188H204V185H203V188L204 189H202L201 188V186H199V188L200 189H202V191L200 190V189H198V187L196 188V185L197 184H200L202 181H200V179H199V183H197L198 182V179H197V182H196V185H194V187L199 191H197V190H193V191H195V192H193L192 190V192H190V186H188V192H187V194L185 193L186 191H187V185L185 186L184 185V183H183V186H184V188L185 189H183L182 187H181V182H179L178 184L180 185V186H178V185H176V186H174V189H173V187L170 185V183H168L169 184V186L166 188V190H169V191H165V187L162 185V183L160 182V181H156V180H158L159 178H162V177H160V175L158 176V174H156V175H154V178L153 179H156V180H154V181H156V182H154V181H151L152 182V186H151V182H150V185H148V186H144L143 188H141V185L140 186H138V188H137V186H136V188H134V184L133 183H135L136 185H137V183H140L141 181H142V179H140L141 178V173H143V171L145 170L146 172H147V174L148 173H152V174H155L154 173V171L156 170L155 168H154V171H153V167H154V165H152V166H150L149 164H147L148 166H150V167H148L147 169H146V167H145V165L143 166V164L141 163V161H138L137 159H134V157H132V156H130V152H132V151H130V149H127V148H129V146L128 147H126V148H124V150H122V154L123 155H125V158H126V160L127 159H129V161H127V164H125V166L123 167V166H121V165H116V163L114 162V164L116 165V166H114L113 167V165L112 164H109V161H111V160H107V161H104L105 159H107V158H103V156H102V154H101V152H99L97 149H96V147H95V144L93 143V142H88L87 144H88V147H86L85 148V146H87V145H85L84 146V148H83V146L82 147H75L73 150H71V147H70V145L69 144H67V142H66V140L65 139H61L62 137H59V135L58 134H56V136H54V134H53V132H52V134H50L48 137H47V135H46ZM71 134V133H70ZM76 134V133H75ZM112 134V133H111ZM115 134V133H114ZM130 134H131V132H130ZM164 134V133H163ZM163 134H161V135H163ZM35 135V137H38V134L36 133V134H34ZM44 135V136H43ZM52 135V136H51ZM58 135V136H57ZM83 135V132L81 133V135L80 136H82ZM100 135V134H99ZM159 135V134H158ZM54 136V137H53ZM70 136V135H69ZM74 136V135H73ZM84 136H85V134H84ZM109 136V135H108ZM34 137V136H33ZM67 137H68V135H67ZM165 139H166V137L165 136H163ZM43 138V140L40 142V140ZM63 138H64V136H63ZM66 138V137H65ZM69 138V137H68ZM72 138V137H71ZM87 138V137H86ZM30 139H32V138H30ZM264 139V138H263ZM33 140H34V138H33ZM82 140H83V138H82ZM85 140V139H84ZM91 140V139H90ZM90 140H88V141H90ZM37 141V140H36ZM37 141V142H38ZM68 141V140H67ZM86 141V140H85ZM84 141V142H85ZM29 142H32V141H30L29 140ZM69 143V142H68ZM82 143V142H81ZM101 143V142H100ZM126 143V142H125ZM4 144V143H3ZM98 144V143H97ZM116 144H117V147L119 146L118 145V143L116 142ZM129 144V143H128ZM243 144V143H242ZM21 145V144H20ZM36 145V146H35ZM123 145H124V143H123ZM132 145V144H131ZM245 145V144H244ZM244 145H242L243 147H244ZM29 147H30V145H28ZM99 146V145H98ZM114 146V145H113ZM120 147V146H119ZM132 147V146H131ZM130 147V148H131ZM236 147V146H235ZM22 148V147H21ZM20 148V149H21ZM31 148V147H30ZM121 148V147H120ZM116 149V148H115ZM123 149V148H122ZM127 149V150H126ZM242 149V148H241ZM3 150H5V149H3ZM28 150V149H27ZM36 150L38 151V152H36ZM132 150V149H131ZM143 150V149H142ZM104 151V150H103ZM106 151V150H105ZM130 151V152H129ZM4 152V153H3ZM2 152V155H1V153H0V155H1V157H0V166H2V163L4 162V161H6L7 160V162H5L4 164H6V163H9V159H14L13 160V162H17L22 156H24V155H26V152L27 151H25L24 153L25 154H20V152L17 154V155H14L15 154V152L14 151H3ZM8 152V153H7ZM12 152H14V154L12 153ZM22 152V151H21ZM30 152V151H29ZM33 152V151H32ZM156 152V151H155ZM7 153V154H6ZM3 154H5L4 156H3ZM9 154H13L14 155V158H13V156L12 155H10L9 156ZM104 154V153H103ZM181 154V153H180ZM30 155V154H29ZM242 155V154H241ZM260 156V155H259ZM12 157V158H11ZM29 157V156H28ZM163 157V156H162ZM103 158V159H102ZM263 160V159H262ZM11 161V160H10ZM264 161V160H263ZM12 162V161H11ZM11 162H10V164H11ZM125 162V161H124ZM154 162V161H153ZM239 162V161H238ZM145 163V162H144ZM154 164V163H153ZM107 165H108V167H107ZM122 165H124V164H122ZM171 165V164H170ZM261 165H263L262 164V161H261ZM84 166H85V170H84ZM197 166V165H196ZM199 166V165H198ZM264 166V165H263ZM262 166V167H263ZM1 168V167H0ZM5 168V167H4ZM20 168V167H19ZM198 168V167H197ZM261 169V168H260ZM259 169V170H260ZM112 170L113 171H115V174H117V172L118 173H121L122 172V174H123V172L125 173L126 172V170L127 171H129V177H128V179H126V180H124L123 179V177L125 176H122V174H121V176L120 175H115V174H111L110 172H112ZM167 170V169H166ZM255 170H257V169H255ZM106 171V172H105ZM2 172H3V170H2ZM108 172V173H107ZM260 172V171H259ZM172 173V172H171ZM262 173H263V175H264V170H262ZM262 173H260V174H262ZM2 174V173H1ZM20 174V173H19ZM146 173H145V175H147ZM143 176H144V180L146 181V176L144 175V174H142ZM6 176V175H5ZM23 176H22V178H23ZM196 176V175H195ZM148 177V176H147ZM150 177V176H149ZM148 177V178H149ZM152 177V176H151ZM263 177V176H262ZM125 178V177H124ZM168 178H170V176L168 177ZM200 178V177H199ZM1 179H3V178H1ZM171 179H174V178H171ZM177 179V178H176ZM179 179V178H178ZM195 179V178H194ZM195 179V180H196ZM139 180H141L140 182H139ZM169 180V179H168ZM124 181H126V183H125V185L124 184H121V183H124ZM178 181V180H177ZM21 182V181H20ZM144 182V181H143ZM143 182H141V183H143ZM158 182H160V183H158ZM192 182H194L193 180H192ZM146 183V182H145ZM144 183V184H145ZM165 183V182H164ZM174 181L172 182V185H174ZM19 184V183H18ZM22 184V183H21ZM144 184H142V186L144 185ZM195 184V183H194ZM201 184H203V183H201ZM121 186V188L119 189V188H117V187H119V186ZM207 185V184H206ZM151 186V187H150ZM179 188H178V187ZM21 187V188H22ZM43 187H44V190L42 191V189H43ZM171 189H170V188ZM182 189H181V188ZM190 187V188H189ZM192 187H193V185H192ZM205 187H207V186H205ZM220 187V186H219ZM262 187V186H261ZM264 187V186H263ZM7 188V187H6ZM169 188V189H168ZM221 189V188H220ZM260 188H258V190H259ZM7 190V189H6ZM255 190V189H254ZM134 191H136L135 193H134ZM204 191V192H203ZM209 191H207V192H209ZM262 191V190H261ZM213 192V193H212ZM217 192L219 193V194H217ZM259 192H260V190H259ZM259 192H257V191H255L254 193H259ZM20 193V194H21ZM41 193H42V195H41ZM48 194L49 195V197L50 198H47V201L45 200V197L44 196H46L47 197V195H43V194ZM177 194V196L175 195V196H173V194ZM230 193V192H229ZM261 193V192H260ZM259 193V194H260ZM4 194V193H3ZM236 194V193H235ZM235 194H232V196L236 199V197H235ZM258 195V194H257ZM256 195V196H257ZM261 195V194H260ZM259 195V196H260ZM41 196V197H40ZM133 196H135L134 198H133ZM231 196V197H232ZM250 196H251V193H250ZM252 196H254V195H252ZM232 197V198H233ZM255 197V196H254ZM230 198V199H229ZM248 198H250L249 196H248ZM258 198V197H257ZM256 198V199H257ZM262 198H264L263 197V195H262ZM3 200H5L4 198H2ZM49 199V200H48ZM239 199H240V197H239ZM253 199V198H252ZM260 199H261V196H260ZM259 199V200H260ZM139 200H141V202L143 203V204H141V202L139 201ZM242 200H244V199H242L241 198V201ZM249 200H251V199H249ZM248 200V201H249ZM262 201H263V199H261ZM260 200V201H261ZM138 201L140 202V203H138ZM235 201V200H234ZM238 200H236V202H237ZM254 201V200H253ZM258 201V200H257ZM240 202V201H239ZM238 202V203H239ZM5 203H7V202H4L3 203V205L5 204ZM50 203V204H49ZM234 203V202H233ZM241 203V202H240ZM261 203V202H260ZM264 203V202H263ZM36 204V205H35ZM49 204V206H47ZM236 204L237 203H235V207H236ZM256 204V203H255ZM259 204V203H258ZM144 205V207H142ZM171 206V207H169V206ZM237 205V206H238ZM250 205H251V201H250ZM249 205V206H250ZM7 206V205H6ZM32 206V207H33ZM44 206H47V207H44ZM96 206V207H95ZM254 206V205H253ZM256 206V205H255ZM260 206H261V204H260ZM95 207V208H94ZM142 207V208H141ZM234 207V208H235ZM19 208V207H18ZM27 208V209H26ZM36 208V207H35ZM142 210H141V209ZM248 208H250V207H248ZM6 209V208H5ZM41 209L39 210V212L41 211ZM140 210V211H142V213H143V209H144V215L142 216V214H140L139 213V211H136V210ZM260 209V210H259ZM4 210V209H3ZM8 210H9V208H8ZM238 210V209H237ZM5 211V210H4ZM156 211V212H155ZM160 211H162V210H160ZM164 211V210H163ZM25 212V211H24ZM37 212V211H36ZM252 212V211H251ZM6 213H7V211H6ZM34 213V212H33ZM158 213V212H157ZM159 213H161V212H159ZM240 213V214H239ZM250 213V212H249ZM3 214V213H2ZM37 214H39V213H37ZM153 214V215H152ZM162 214V213H161ZM32 215V214H31ZM33 215H35V213L33 214ZM97 215H98V217H97ZM156 215V214H155ZM246 215H247V217H246ZM253 214H251L250 216H252ZM20 216V215H19ZM157 216V217H156ZM154 218H160V215L158 216V214L156 215ZM139 217H141V218H139ZM35 218H36V216H35ZM99 218H103L102 220H103V222H101L102 220H99ZM158 218V219H159ZM29 219V220H30ZM113 219V220H112ZM117 219V220H118ZM152 219V220H151ZM4 220V219H3ZM108 220H111V221H113V223L112 222H107ZM136 220H133V222L134 221H136ZM142 220V221H143ZM178 220V221H177ZM21 221V218H19L18 219V222H20ZM116 223H115V222ZM125 221H128V220H125ZM130 221V220H129ZM132 221V220H131ZM130 221V222H131ZM142 221H140V222H142ZM148 221V222H149ZM159 221H161L160 219H159ZM164 221H161V222H164ZM179 223H177V222ZM4 222V221H3ZM18 222H17V224H18ZM30 222V221H29ZM44 222V223H43ZM49 222V221H48ZM129 222V223H130ZM154 222H157V221H154ZM161 222H157V223H161ZM170 222L172 223V224H170ZM23 223H24V221H23ZM27 223V222H26ZM32 223V222H31ZM53 223V224H54ZM103 223H105V224H103ZM139 223V222H138ZM29 223H27V225H28ZM54 224V225H55ZM143 224H145V223H143ZM147 224V223H146ZM146 224H145V227H146ZM149 224H151V226H152V223H149ZM148 224V227L150 226ZM154 225V229H155V227H156V223H153ZM175 224V225H174ZM246 224V225H247ZM32 225V224H31ZM53 225V226H54ZM132 225V224H131ZM179 225V226H178ZM186 226V227H184L185 229H186V231L187 232H189V233H184V232H182L183 230H185L184 228H183V230L182 229H180L181 227H183V226ZM29 226V225H28ZM41 226V225H40ZM51 226V225H50ZM65 226H63V227H65ZM117 226L120 228V231L119 230H117V232L119 231L120 233H115L116 232V230L114 229L115 227L117 228ZM127 226H129V225H127ZM139 226H141V225H139ZM144 226V225H143ZM158 226V225H157ZM161 226H163V223H162V225ZM178 226V227H177ZM36 227V226H35ZM44 227V229L46 228L45 226H43ZM159 227V226H158ZM158 227H156L157 228V230L159 229ZM175 227V230H172L173 228ZM176 227H177V229L178 230H176ZM42 228V227H41ZM52 228V226L51 227H48L47 229L49 230V229H51ZM54 228V227H53ZM59 228V229H58ZM62 228V229H61ZM125 228H127L126 230H125ZM131 228H132V226H131ZM135 228V227H134ZM137 228H138V225H137ZM153 227H149V228H147L148 230L149 229H152ZM190 230V231H192V232H190L188 229ZM190 228H192V230L190 229ZM36 229V228H35ZM43 229V228H42ZM100 229H102V230H100ZM112 229L113 230H115V232H112ZM121 229H124V230H122L121 231ZM146 229V230H147ZM244 229V230H243ZM33 230V229H32ZM38 230H39V232H38ZM38 230H35V232H36V236L37 235H39L40 234V232H41V236H43L42 238H46V236H44V234H45V232L46 231H48V230H46L45 232L43 231L42 232V230L41 229H39V227H38ZM41 230V231H40ZM56 229H54V231H55ZM60 230H63L61 233H59V231ZM132 230V229H131ZM136 230V229H135ZM156 230V229H155ZM155 230H153V232L155 231ZM181 230V231H180ZM197 233V235L196 236H194V237H187L186 238V235L187 234H189L188 236H193L194 235V231ZM34 231V230H33ZM51 230H49V232L47 233L46 232V235L47 234H55V233H51L50 232ZM150 232H151V234L153 233L151 230H149ZM172 231H174V232H172ZM180 231V232H179ZM185 231V232H186ZM246 231V234L244 233L243 234V232H245ZM35 232H32V234L33 233H35ZM56 232V231H55ZM145 232H147V231H145ZM181 232L182 233H184V236H183V234H181ZM44 233V234H43ZM170 233V234H169ZM241 234V235H239L238 237H237V234ZM31 234V235H32ZM43 234V235H42ZM148 234V233H147ZM181 234V235H180ZM203 234H204V236H203ZM35 235H33L34 237H36ZM135 235V234H134ZM133 235V236H134ZM201 235V236H200ZM210 235V236H209ZM214 235V236H213ZM40 236V237H41ZM179 238H178V237ZM241 236V238H239ZM32 237V236H31ZM39 237V238H40ZM48 237H50L49 235H47V238ZM58 237V236H57ZM60 237H59V239H60ZM149 237H150V235H149ZM175 237H177L176 239H173V241L171 240L170 241V239L171 238H175ZM38 238V237H37ZM47 238L46 239H44V240H46L47 241ZM51 238H54L53 236L51 237ZM51 238H49V240L51 239ZM56 238V237H55ZM131 238H132V235H131ZM135 238H136V236H135ZM152 238V237H151ZM157 238V237H156ZM170 238V239H169ZM187 240H186V239ZM41 239V238H40ZM40 239H37V240H39L40 241ZM124 239H126V241H128V243H127V246H125L126 247V249H128V250H125L124 251V243L126 242V241H124ZM166 239V238H165ZM189 239H191V240H189ZM41 240H43V239H41ZM56 241V240H58V238H56V239H53V241ZM116 240H118L120 243H118V242H115ZM120 240H122V241H124V242H122V244H123V246H122V244H121V241ZM149 240V239H148ZM152 240H156L155 238L153 239L152 238ZM160 240V241H159ZM131 241V240H130ZM151 241V240H150ZM20 242V241H19ZM37 242V241H36ZM59 242V241H58ZM96 243H97V241H95ZM147 242V241H146ZM152 242V241H151ZM40 243H44V241L42 242H39V244ZM64 242H62L61 244H63ZM72 243V242H71ZM93 243V242H92ZM144 243H145V241H144ZM153 243V242H152ZM53 244H54V242H53ZM66 244V243H65ZM82 244V243H81ZM131 244V243H130ZM24 245V244H23ZM55 245V244H54ZM67 245V244H66ZM93 245H94V243H93ZM135 245V244H134ZM137 245H138V243H137ZM152 245V244H151ZM154 245V244H153ZM152 245V246H153ZM238 245L240 246V247H238ZM42 246H44V244L43 245H41L40 246V250H41V248H42V250H44L43 248L44 247H42ZM62 246V245H61ZM68 246V245H67ZM70 246V245H69ZM74 246V245H73ZM95 246V245H94ZM93 246V247H94ZM98 246V245H97ZM140 246V245H139ZM145 246V245H144ZM151 246V247H152ZM54 247V246H53ZM83 247H84V245H83ZM96 247V246H95ZM128 247V248H127ZM131 247V246H130ZM134 247H136V246H134ZM156 247V246H155ZM154 247V248H155ZM133 247H131V249H132ZM154 248H152V249H154ZM158 248V246L155 248V249H157ZM21 249H22V258L25 260V261H22V262H17V263H14V264H25V263H28V262H37V263H35V264H51L52 262H47L46 263V261L44 262L43 261V259H45L46 257V255L45 254H43L42 256H44L45 258H42V260L41 259H39L37 256H39V255H37L36 256V254L37 253H39L40 254V252H37L36 254H35V256H36V258H35V256L32 254V252H31V254L29 253L30 251H28L26 248H24L23 246H22V244H21ZM50 249V248H49ZM55 249V248H54ZM57 249H59V248H57ZM77 249V248H76ZM75 249V250H76ZM151 249V248H150ZM151 249V250H152ZM158 249V250H159ZM236 249V250H235ZM39 250V251H40ZM60 250V249H59ZM122 250V251H121ZM161 250V249H160ZM159 250V251H160ZM66 251V250H65ZM145 251V250H144ZM243 251H245V252H243ZM41 252H43V251H41ZM55 252L57 253L58 251L57 250H55ZM62 252V251H61ZM64 252V251H63ZM143 252V251H142ZM147 252V251H146ZM150 252V251H149ZM246 252H248V253H246ZM75 253V254H74ZM106 253H110V254H107V255H105ZM165 254H166V252H164ZM187 254H190L189 252H186ZM237 253H238V251H237ZM7 254H9L7 257H5V258H0V264H11L12 262H10L11 260H13L14 258H12V256L10 255V253H7ZM6 254V255H7ZM57 254H59V256H61L60 255V251L57 253ZM157 254V253H156ZM155 254V255H156ZM186 254V255H187ZM192 254V253H191ZM6 255H3V256H6ZM68 255V256H69ZM73 255H71V256H73ZM161 255V254H160ZM95 256V257H94ZM113 256V257H112ZM142 256V255H141ZM170 256V255H169ZM177 256V255H176ZM40 257V256H39ZM96 257H98V258H96ZM143 257L145 258V257H149L148 255H146L145 253H144V255H143ZM153 257V256H152ZM167 257V256H166ZM185 257V256H184ZM183 257V258H184ZM63 258H64V256H63ZM81 258V259H82ZM102 258V259H103ZM146 258V259H147ZM171 258V257H170ZM169 258V259H170ZM212 258H214L215 259V261L216 260H218L217 262L218 263H215V261H213V262H210V259L212 260ZM218 258H221V260L223 261H221V260H219ZM228 258V257H227ZM22 259V260H23ZM62 259V258H61ZM82 259V260H83ZM110 259H112V260H110ZM139 259V258H138ZM145 259V260H146ZM166 259V258H165ZM168 259V258H167ZM176 259V258H175ZM179 259H181V257L179 258ZM185 259V258H184ZM186 259H187V257H186ZM185 259V260H186ZM213 259V260H214ZM230 259H232V258H230ZM230 259H228V260H230ZM45 260H47V258L45 259ZM54 260V259H53ZM66 260V259H65ZM90 260V259H89ZM104 260V259H103ZM145 260H144V262H145ZM148 260V259H147ZM177 260V259H176ZM55 261V260H54ZM88 261V260H87ZM86 261V262H87ZM117 261V260H116ZM119 262H120V260H118ZM117 261V262H118ZM172 261H174V260H172ZM178 261V260H177ZM180 261V260H179ZM182 261V260H181ZM186 261H188V263L190 262L189 260H186ZM231 261H234V260H231ZM79 262H80V260H79ZM93 262V261H92ZM122 262V264H123V262L124 261H121ZM140 262V261H139ZM154 262V261H153ZM237 262H238V260H237ZM240 262H238L239 264H240ZM78 263V262H77ZM100 263V262H99ZM102 263H103V261H102ZM134 263V262H133ZM180 263V262H179ZM54 264V263H53ZM88 264V263H87ZM90 264V263H89ZM92 264V263H91ZM93 264H96V263H94L93 262ZM98 264V263H97ZM104 264H106L105 262H104ZM124 264H126V261H125V263ZM127 264H128V262H127ZM194 264V263H193ZM237 264V263H236Z\"/></svg>",
  "mask_w": 264,
  "mask_h": 264
}]
</instances>
